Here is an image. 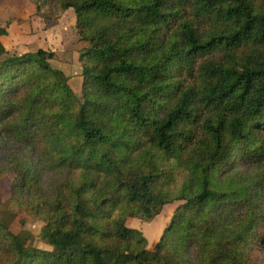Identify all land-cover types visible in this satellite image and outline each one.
Instances as JSON below:
<instances>
[{"label":"trees","instance_id":"obj_1","mask_svg":"<svg viewBox=\"0 0 264 264\" xmlns=\"http://www.w3.org/2000/svg\"><path fill=\"white\" fill-rule=\"evenodd\" d=\"M34 1L75 11L82 96L0 26V264H260L264 0ZM170 203L152 244L127 224ZM13 206L51 249L13 231Z\"/></svg>","mask_w":264,"mask_h":264},{"label":"rangeland","instance_id":"obj_2","mask_svg":"<svg viewBox=\"0 0 264 264\" xmlns=\"http://www.w3.org/2000/svg\"><path fill=\"white\" fill-rule=\"evenodd\" d=\"M38 10L34 0H0V26L6 28L7 35L1 37L9 51L23 53L44 49L55 52L52 65L63 70L69 76V82L78 98L82 96L83 77L80 56L87 42L80 39L76 27V15L73 9L55 16ZM52 174V172H51ZM12 178L0 173V199L11 198ZM176 204H167L153 220L128 218L127 224L138 228L150 244L157 240L174 213ZM17 216L12 224L13 231L30 232L29 245L33 248L51 249L41 237L44 221L36 214L19 206H13ZM254 258L264 264V247L257 246Z\"/></svg>","mask_w":264,"mask_h":264}]
</instances>
